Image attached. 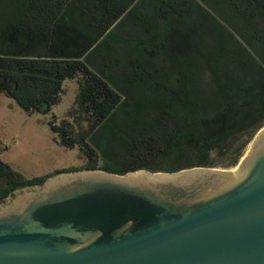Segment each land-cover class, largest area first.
Returning <instances> with one entry per match:
<instances>
[{
  "label": "trees",
  "instance_id": "obj_1",
  "mask_svg": "<svg viewBox=\"0 0 264 264\" xmlns=\"http://www.w3.org/2000/svg\"><path fill=\"white\" fill-rule=\"evenodd\" d=\"M66 79L89 126L49 123L84 168H233L264 127V0H0V92L46 114ZM48 177L0 158V200Z\"/></svg>",
  "mask_w": 264,
  "mask_h": 264
},
{
  "label": "water",
  "instance_id": "obj_2",
  "mask_svg": "<svg viewBox=\"0 0 264 264\" xmlns=\"http://www.w3.org/2000/svg\"><path fill=\"white\" fill-rule=\"evenodd\" d=\"M234 168L58 172L0 200V264H264V127Z\"/></svg>",
  "mask_w": 264,
  "mask_h": 264
},
{
  "label": "rangeland",
  "instance_id": "obj_3",
  "mask_svg": "<svg viewBox=\"0 0 264 264\" xmlns=\"http://www.w3.org/2000/svg\"><path fill=\"white\" fill-rule=\"evenodd\" d=\"M64 89L61 101L46 114L29 113L14 98L0 92V158L29 178L50 177L72 167L81 170L87 162L79 146L65 147L49 123L56 114L59 122L70 119L79 130L89 126L84 119L75 121L68 115L77 98V79H66Z\"/></svg>",
  "mask_w": 264,
  "mask_h": 264
},
{
  "label": "crops",
  "instance_id": "obj_4",
  "mask_svg": "<svg viewBox=\"0 0 264 264\" xmlns=\"http://www.w3.org/2000/svg\"><path fill=\"white\" fill-rule=\"evenodd\" d=\"M124 35L125 36H127L128 35V33L127 32H124ZM126 42H128V41H126L125 39H124V41H123V38H122V41L120 40V44L121 45H123L124 43H126ZM120 44H117V46L115 47V49H111L109 52V56H111V57H113V56H119L120 57V59H122L123 60V58H125L124 56H125V52H124V50H123V47L122 48H120L119 50L117 49V47L118 46H120ZM130 44V43H129ZM135 45V44H134ZM133 48V47H132ZM153 62H154V64L156 65V58H154V60H153Z\"/></svg>",
  "mask_w": 264,
  "mask_h": 264
}]
</instances>
